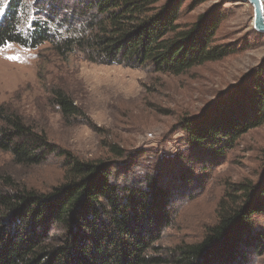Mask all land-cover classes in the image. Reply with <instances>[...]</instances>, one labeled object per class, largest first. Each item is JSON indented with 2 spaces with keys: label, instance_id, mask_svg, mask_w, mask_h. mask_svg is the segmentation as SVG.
<instances>
[{
  "label": "trees",
  "instance_id": "16d2710c",
  "mask_svg": "<svg viewBox=\"0 0 264 264\" xmlns=\"http://www.w3.org/2000/svg\"><path fill=\"white\" fill-rule=\"evenodd\" d=\"M206 1L8 0L0 13V46L36 50L48 44L62 59L78 53L97 65L180 76L239 51L223 44L219 31L226 16L218 6L183 20ZM30 10L34 15L23 32L19 13ZM239 83L218 93L220 99L230 92L221 107L208 103L173 126L184 135L183 151L170 155L184 169L170 178L174 184L161 180L155 168L169 157L146 159L139 174L134 170L143 151L133 155L112 144L113 158L82 160L1 103L0 152L21 167L60 159L63 174L47 191L0 176V264H253L264 256L258 221L264 218V161L255 180L225 183L216 221L198 241L159 245L190 168L223 159L240 138L264 125V70ZM50 95L65 123L84 117L64 90L52 88Z\"/></svg>",
  "mask_w": 264,
  "mask_h": 264
},
{
  "label": "rangeland",
  "instance_id": "374dc122",
  "mask_svg": "<svg viewBox=\"0 0 264 264\" xmlns=\"http://www.w3.org/2000/svg\"><path fill=\"white\" fill-rule=\"evenodd\" d=\"M7 3L8 0H1V14ZM260 3L264 12V0ZM213 6H218L226 16L219 31L223 44L239 50L222 61L172 76L149 69L97 65L78 53L58 58L48 44L30 50L10 43L0 46V104L13 107L27 123L44 131L50 141L82 160L113 158L109 155L112 144L133 155L143 151L145 157H139V166L134 170L139 174L146 159L169 157L157 162L155 168L159 167L161 180L166 178L174 184L170 178L175 172L184 171L178 159L172 162L170 158L184 148V135L173 129L180 116L200 114L206 104L214 101L221 107L230 92L220 99L218 93L264 70V31L253 25L256 8L252 3L208 0L183 20H191ZM33 15L32 10L27 14L20 11L19 27L23 32L28 30ZM52 88L64 90L84 117L65 123L58 108L51 104ZM263 161L264 125L240 138L223 159L211 158L207 165L187 168L189 184H182V193L174 199L173 219L159 245L198 241L205 228L216 221V205L225 183L255 180ZM62 172L57 158L39 167H21L0 152V176H10L15 182L39 191L58 184ZM258 221L264 226V218ZM253 264H264V256Z\"/></svg>",
  "mask_w": 264,
  "mask_h": 264
},
{
  "label": "bare ground",
  "instance_id": "6f19581e",
  "mask_svg": "<svg viewBox=\"0 0 264 264\" xmlns=\"http://www.w3.org/2000/svg\"><path fill=\"white\" fill-rule=\"evenodd\" d=\"M252 3L255 6V15L253 18V25L259 29L264 31V12L262 4L260 3L261 0H246Z\"/></svg>",
  "mask_w": 264,
  "mask_h": 264
},
{
  "label": "water",
  "instance_id": "95a60500",
  "mask_svg": "<svg viewBox=\"0 0 264 264\" xmlns=\"http://www.w3.org/2000/svg\"><path fill=\"white\" fill-rule=\"evenodd\" d=\"M243 1H246V0H243Z\"/></svg>",
  "mask_w": 264,
  "mask_h": 264
}]
</instances>
